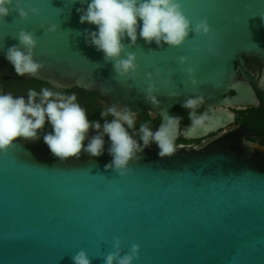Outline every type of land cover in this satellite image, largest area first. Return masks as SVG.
I'll return each mask as SVG.
<instances>
[{
	"label": "water",
	"instance_id": "water-1",
	"mask_svg": "<svg viewBox=\"0 0 264 264\" xmlns=\"http://www.w3.org/2000/svg\"><path fill=\"white\" fill-rule=\"evenodd\" d=\"M32 3L42 7L40 14L25 19L13 11L0 25V92L4 78L36 79L58 90L97 92L139 114L148 108L171 114L186 98L202 97L198 107L209 116L206 126L181 123L178 131L198 138L234 120L232 110L219 107L256 104V89L264 87V0H184L193 6L186 9L193 23L207 18L211 33H193L183 45L164 48L138 38L129 46L141 65L137 80L117 77L103 52L85 42L84 30L97 27L80 23L77 9L87 5ZM52 23L59 25L55 32L47 30ZM23 28L38 39L35 58L43 67L36 76H19L5 58ZM210 40L214 53L207 50ZM181 55L189 62L181 65L176 59ZM246 58L263 65L259 78L248 70ZM192 65L198 85L188 78ZM156 69L161 103L152 106L146 73ZM81 105L88 113L84 98ZM51 130L46 123L40 131ZM97 131L90 128L88 137ZM248 138L264 137L237 127L202 147L164 157L153 143L124 175L105 168L112 160L107 135L102 155L82 151L63 160L52 154L43 135L15 138L14 147L0 152V264H74L81 249L92 264H104L117 237L123 252L140 245L133 264H264V145Z\"/></svg>",
	"mask_w": 264,
	"mask_h": 264
},
{
	"label": "clouds",
	"instance_id": "clouds-1",
	"mask_svg": "<svg viewBox=\"0 0 264 264\" xmlns=\"http://www.w3.org/2000/svg\"><path fill=\"white\" fill-rule=\"evenodd\" d=\"M79 2L87 5L77 9L80 23L97 26L95 29L84 30L85 42L103 52L104 60L113 64L116 76L121 79L137 80L140 77L141 65L137 53L129 50V46L137 44L138 38H143L149 44L155 41L160 48H164L165 44L183 45L190 34L208 35L212 31L207 18L193 23L184 10V0ZM13 11H18L19 16L26 19L30 13L40 14L41 10L32 0H0V22L5 21ZM58 28V24L52 23L47 30L55 32ZM126 37L129 38L128 44L124 43ZM17 38L19 43L7 49L5 58L19 76H36L43 67V63L35 58L38 39L27 28L21 29ZM207 50L210 53L216 51L211 40ZM176 59L184 65L190 57L181 55ZM186 71L191 83L198 85L200 81L196 75V66L192 65ZM159 74L160 69L146 73V99L152 106L161 103L157 95L159 81L156 76ZM163 82L168 83L169 78L164 77ZM171 94L179 95V92L173 91ZM202 99L191 96L182 102V107L189 109L188 116L194 127H205L209 121L206 113L198 114L196 111ZM157 113L162 117L158 127H152L151 121L141 122L137 127L139 113L127 104L121 107L118 101H113L100 111L101 119H90L76 93H65L56 86L43 87L39 91L30 88L26 96L0 92V152H7L14 147L13 142L17 137L36 140L43 135L52 154L62 160L79 157L82 151L90 156H100L105 151L107 135L111 142L107 151L112 160L105 168L115 169L124 175L133 170L130 162L138 160L140 154L153 143L159 148L158 154L161 157L171 156L177 151L176 140L182 117L157 110L149 115L155 117ZM46 123L51 125L52 130L42 133L40 130L44 129ZM90 128L99 131L88 137ZM86 139L87 144L84 143ZM139 249V244H133L130 252H123L117 237L115 250L105 255L104 264H133L139 256ZM72 259L74 264H92L85 249H81Z\"/></svg>",
	"mask_w": 264,
	"mask_h": 264
},
{
	"label": "flooded vegetation",
	"instance_id": "flooded-vegetation-1",
	"mask_svg": "<svg viewBox=\"0 0 264 264\" xmlns=\"http://www.w3.org/2000/svg\"><path fill=\"white\" fill-rule=\"evenodd\" d=\"M246 63L248 70L254 76H258L259 78L262 74L263 65L256 58H246ZM239 78L244 79L242 75H239ZM231 94H234V91H231ZM256 95L258 99L256 104H250L244 106L228 105V106L219 107V109L227 108L229 110H232L235 114V118L230 124L222 128H219L216 131L210 132L198 138H186L179 132L176 140L177 149H192V148L202 147L211 140L237 127H245L251 132H254L264 137V87L261 90L256 89ZM82 98L84 97L82 96ZM99 102L103 107H106L111 104L108 98L102 96ZM203 110H204L203 106L196 108L198 114H201ZM150 112L153 111L151 110V108H148L139 114V118L137 121L138 126L139 123L144 122L143 119L144 115L146 114L149 115ZM188 112L189 109L182 107V105H178L172 109L171 114H178L179 116H181L182 117L181 123H189L191 122V120L188 116ZM150 117L152 119H157L158 117L160 118L159 115H155V117L153 116ZM160 122H161V118H160ZM158 125L156 127H158ZM247 142L264 145V138L263 139L248 138Z\"/></svg>",
	"mask_w": 264,
	"mask_h": 264
},
{
	"label": "trees",
	"instance_id": "trees-1",
	"mask_svg": "<svg viewBox=\"0 0 264 264\" xmlns=\"http://www.w3.org/2000/svg\"><path fill=\"white\" fill-rule=\"evenodd\" d=\"M5 92H11L13 95H27V91L35 89L39 91L43 87H52L46 82H42L36 79H24V78H4ZM65 93H76L78 101L81 103L82 96L84 97L85 104L88 109V115L90 119H101L100 111L104 108L100 104L101 96L97 92H90L79 88H73L70 90H60ZM144 122L151 121V126L156 127L160 118L152 119L149 115H144ZM138 126V125H137Z\"/></svg>",
	"mask_w": 264,
	"mask_h": 264
},
{
	"label": "snow or ice",
	"instance_id": "snow-or-ice-1",
	"mask_svg": "<svg viewBox=\"0 0 264 264\" xmlns=\"http://www.w3.org/2000/svg\"><path fill=\"white\" fill-rule=\"evenodd\" d=\"M37 7L40 8V10H41L40 13H41L42 10H43L42 7H41V6H38V5H37ZM189 7H193V6H190V5L184 4V10H185V12H186V9L189 8ZM186 13H187V12H186ZM187 15H188V14H187ZM5 23H6V21L0 22V25H4Z\"/></svg>",
	"mask_w": 264,
	"mask_h": 264
}]
</instances>
